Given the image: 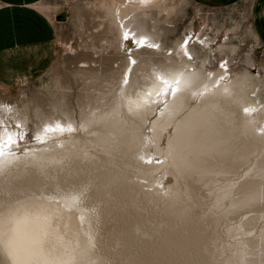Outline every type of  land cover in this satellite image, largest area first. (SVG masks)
<instances>
[{
  "label": "bare ground",
  "instance_id": "6f19581e",
  "mask_svg": "<svg viewBox=\"0 0 264 264\" xmlns=\"http://www.w3.org/2000/svg\"><path fill=\"white\" fill-rule=\"evenodd\" d=\"M102 1L104 53L79 66L94 90L80 122L64 109L30 147L0 148V264H264L253 78L206 74L208 38L198 36L200 51L185 34L166 47L174 4ZM194 56L201 66L189 71ZM11 110L27 130V110Z\"/></svg>",
  "mask_w": 264,
  "mask_h": 264
},
{
  "label": "rangeland",
  "instance_id": "374dc122",
  "mask_svg": "<svg viewBox=\"0 0 264 264\" xmlns=\"http://www.w3.org/2000/svg\"><path fill=\"white\" fill-rule=\"evenodd\" d=\"M101 2L103 1L44 0L41 3L56 26L60 52L53 67L42 78L15 91L10 99L4 100L0 105V148L10 147L16 150L30 147V144L35 142L34 131L42 125L43 119L50 115L58 120L64 109L72 112L76 121L80 122V101L84 100L86 93L91 94L94 90L91 88L93 80L80 73L79 66L83 62L99 65L101 55H97L104 53L103 32L108 25L100 8ZM166 3L168 6L174 4L175 8L168 18L173 23L163 25V29L169 31L161 34L162 43H165L166 47H171L185 34L189 40L185 38L183 43L187 42V45L195 46L197 51H200L202 46L200 38L210 39L204 48L208 55L205 73H214L225 67L231 80L236 73L247 71L256 83L250 95L251 97L256 95L253 97L256 104L263 106L264 44L253 33L249 18V1L244 0L225 7L200 4L193 0H166ZM58 14L64 15V18L57 20ZM190 26L191 29L188 30ZM220 44L236 45V52H232L227 46L220 52L218 46ZM169 53H172L171 50L167 51V54ZM115 58L118 60L117 56ZM187 60L193 65L189 71L201 66V57L194 56L192 60L189 58ZM92 68L97 69L98 66ZM99 68L104 71L101 66ZM102 79L101 82L97 81L99 84L95 87L104 85ZM101 89L102 87H99L98 91L101 92ZM95 94L98 92L95 91ZM14 105L17 106L16 113L27 110L29 115L27 130L22 131L14 124L11 116V107ZM15 130H18L17 142L9 144L4 136Z\"/></svg>",
  "mask_w": 264,
  "mask_h": 264
},
{
  "label": "crops",
  "instance_id": "0c3cea01",
  "mask_svg": "<svg viewBox=\"0 0 264 264\" xmlns=\"http://www.w3.org/2000/svg\"><path fill=\"white\" fill-rule=\"evenodd\" d=\"M43 1L0 0V105L42 78L60 52L56 26ZM193 1L225 7L244 0ZM248 1L253 33L264 44V0Z\"/></svg>",
  "mask_w": 264,
  "mask_h": 264
},
{
  "label": "water",
  "instance_id": "95a60500",
  "mask_svg": "<svg viewBox=\"0 0 264 264\" xmlns=\"http://www.w3.org/2000/svg\"><path fill=\"white\" fill-rule=\"evenodd\" d=\"M64 18V15H62V14H58L57 16H56V19L57 20H62Z\"/></svg>",
  "mask_w": 264,
  "mask_h": 264
}]
</instances>
